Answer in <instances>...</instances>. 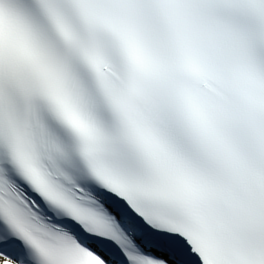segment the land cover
Returning <instances> with one entry per match:
<instances>
[{
    "label": "snow or ice",
    "instance_id": "6c2138e0",
    "mask_svg": "<svg viewBox=\"0 0 264 264\" xmlns=\"http://www.w3.org/2000/svg\"><path fill=\"white\" fill-rule=\"evenodd\" d=\"M0 264H264V0H0Z\"/></svg>",
    "mask_w": 264,
    "mask_h": 264
}]
</instances>
